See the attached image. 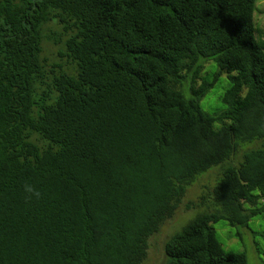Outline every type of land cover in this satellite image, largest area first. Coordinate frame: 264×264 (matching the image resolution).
Returning a JSON list of instances; mask_svg holds the SVG:
<instances>
[{"label":"trees","instance_id":"16d2710c","mask_svg":"<svg viewBox=\"0 0 264 264\" xmlns=\"http://www.w3.org/2000/svg\"><path fill=\"white\" fill-rule=\"evenodd\" d=\"M257 1L0 0V264H143L226 162L165 264H248L213 223L264 213ZM223 73L213 114L201 101Z\"/></svg>","mask_w":264,"mask_h":264},{"label":"rangeland","instance_id":"374dc122","mask_svg":"<svg viewBox=\"0 0 264 264\" xmlns=\"http://www.w3.org/2000/svg\"><path fill=\"white\" fill-rule=\"evenodd\" d=\"M254 17L256 23L255 27L257 29L256 38L264 46V0L257 1ZM47 49L52 50L55 48L52 44H49ZM210 64L212 70L207 77L208 80L213 79L218 69L214 62H210ZM228 83V76L223 73L211 91L201 101L204 110L216 114L223 109L224 104L221 100V96L229 86ZM185 94H189L188 89L187 92L185 91ZM261 142V140H257L252 143H242L238 149L239 153L237 154V158L239 157V159L237 161L234 160V164H238V162L242 160V154L245 151L260 146ZM229 164L230 162H226L223 166ZM223 166L218 165L210 168V172L200 176L196 182L189 187L175 216L168 220L160 231L150 238L148 255L143 264H165V244L167 240L172 234L180 230L184 224L192 220L196 216V213L204 210L198 208L187 209L185 204L187 201L197 200L202 186H205V184L212 186L215 179L217 181L219 178L218 174L221 175ZM219 167H221V169ZM213 226L226 249L245 252L247 254L248 264H264V213L253 217L248 226H231L226 220L213 223Z\"/></svg>","mask_w":264,"mask_h":264}]
</instances>
